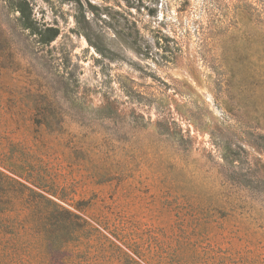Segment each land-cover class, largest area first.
<instances>
[{"label":"rangeland","instance_id":"rangeland-1","mask_svg":"<svg viewBox=\"0 0 264 264\" xmlns=\"http://www.w3.org/2000/svg\"><path fill=\"white\" fill-rule=\"evenodd\" d=\"M0 166L87 225L0 264H264V0H0Z\"/></svg>","mask_w":264,"mask_h":264},{"label":"trees","instance_id":"trees-1","mask_svg":"<svg viewBox=\"0 0 264 264\" xmlns=\"http://www.w3.org/2000/svg\"><path fill=\"white\" fill-rule=\"evenodd\" d=\"M19 11L24 13L22 8ZM57 36V29L48 28L42 33L40 41L50 44ZM134 40H143L138 29L135 30ZM0 168V247L3 258L9 257L11 251L15 252V248L21 246L25 247L24 253L28 258L43 261L87 231L86 223L70 210V205L69 208L64 207L44 196L45 192L35 191L37 186L23 180L21 174H16L12 168Z\"/></svg>","mask_w":264,"mask_h":264}]
</instances>
